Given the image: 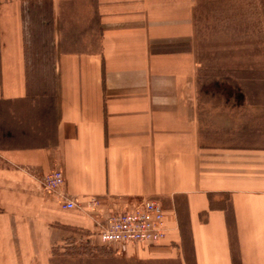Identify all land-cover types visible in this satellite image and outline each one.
Returning a JSON list of instances; mask_svg holds the SVG:
<instances>
[{"label": "crops", "instance_id": "crops-1", "mask_svg": "<svg viewBox=\"0 0 264 264\" xmlns=\"http://www.w3.org/2000/svg\"><path fill=\"white\" fill-rule=\"evenodd\" d=\"M208 3L0 0V264L97 241L101 218L43 190L54 170L105 216L162 204L166 241L121 264H264V145L239 144L241 128L264 136V113L239 115L256 104L236 74L264 85V31L240 46L238 17Z\"/></svg>", "mask_w": 264, "mask_h": 264}, {"label": "rangeland", "instance_id": "rangeland-1", "mask_svg": "<svg viewBox=\"0 0 264 264\" xmlns=\"http://www.w3.org/2000/svg\"><path fill=\"white\" fill-rule=\"evenodd\" d=\"M210 1L208 3V7L206 9V14L208 15H223V16H236L238 18V25L233 24L234 34L238 35L240 42V46L246 44L245 40H242V36H246V34L254 32L255 35H261L264 31V24L259 23L258 19H263L264 21V0H207ZM204 6V4H203ZM252 18L253 20H249L246 24V19ZM229 24H223V28L230 27ZM224 31V30H223ZM206 36L209 39L212 34L208 31L206 32ZM233 34V35H234ZM244 41V42H242ZM257 42L262 41L260 39L255 40ZM248 56H240L242 59H246ZM237 74L238 85L240 90L243 89L245 91V87L248 86L249 92L251 91L250 103L256 104L255 106H251L248 111L242 110L239 112V115H260V113H264V104L262 103L263 97L261 96L262 91H264V85L262 82L263 76L262 72H251L245 69H239ZM5 115V114H4ZM264 127V122L260 121V127ZM256 129L253 133L252 129L241 128L239 131V144L240 146H263L264 144V136L257 132ZM259 131V130H258ZM130 247V246H127ZM131 254V253H130ZM127 255L126 251L120 248L115 247H107L101 246L97 242H87L86 239L83 240L77 246H73L71 248H66L65 251L60 252L59 256H57L58 261L61 264H121L119 261L114 260L116 257H123ZM135 255V254H134ZM112 261H108L105 258H111ZM95 258V260H92ZM126 264H136L126 263ZM145 264V263H143ZM160 264H176L175 262H162Z\"/></svg>", "mask_w": 264, "mask_h": 264}, {"label": "built area", "instance_id": "built-area-1", "mask_svg": "<svg viewBox=\"0 0 264 264\" xmlns=\"http://www.w3.org/2000/svg\"><path fill=\"white\" fill-rule=\"evenodd\" d=\"M64 183L63 172L54 170L42 179V188L61 201L64 209H78L101 218L95 235L96 242L101 246L125 249L140 244L159 246L166 241V212L159 201L143 199L132 208L118 209L105 216L102 203L97 197L90 198L84 204L68 200L61 192Z\"/></svg>", "mask_w": 264, "mask_h": 264}, {"label": "trees", "instance_id": "trees-1", "mask_svg": "<svg viewBox=\"0 0 264 264\" xmlns=\"http://www.w3.org/2000/svg\"><path fill=\"white\" fill-rule=\"evenodd\" d=\"M58 260H59V259H55L54 262H53V264H58V263H60L61 260H60V261H58ZM63 263H64V261H62L61 264H63Z\"/></svg>", "mask_w": 264, "mask_h": 264}]
</instances>
